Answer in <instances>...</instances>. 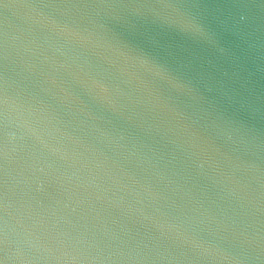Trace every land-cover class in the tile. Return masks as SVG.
Returning a JSON list of instances; mask_svg holds the SVG:
<instances>
[{
  "label": "clouds",
  "instance_id": "1",
  "mask_svg": "<svg viewBox=\"0 0 264 264\" xmlns=\"http://www.w3.org/2000/svg\"><path fill=\"white\" fill-rule=\"evenodd\" d=\"M22 7L15 31L0 35L6 170L18 152L26 186L62 196L66 182L85 180L103 158L116 179L96 173L93 183L126 221L114 239L131 264H264V129L253 122L264 115V27L248 7ZM25 195L41 213L53 205ZM82 243L13 222L6 208L0 264L99 258Z\"/></svg>",
  "mask_w": 264,
  "mask_h": 264
},
{
  "label": "water",
  "instance_id": "2",
  "mask_svg": "<svg viewBox=\"0 0 264 264\" xmlns=\"http://www.w3.org/2000/svg\"><path fill=\"white\" fill-rule=\"evenodd\" d=\"M33 2L35 0H0V35L5 29L14 32L18 17L24 11L22 6ZM89 2H97V0H89ZM109 2L131 3L137 0H109ZM199 2L212 3L214 0H199ZM228 2L246 5L252 22L264 27V0H228ZM253 122L258 128L264 129V115L257 117ZM96 173L116 179L109 163L98 157L95 160L93 173L83 181L74 179L66 182L62 196L51 186L48 189L50 195L36 194L26 186L30 173L25 168V162L20 159V154L13 152L6 170L2 145H0V229L7 208L13 222L23 218L28 223L36 222L37 227L46 229L55 227L68 235L79 236L83 240L82 245L79 246H90L93 251H98L99 255L96 260L80 261L66 258L52 261L51 264H131L130 261L120 258L121 248L114 239V235L123 238L122 229L126 221L96 190L93 183ZM106 186L110 187L107 184ZM26 192L35 196V199L44 205H53L41 213L35 205L28 206ZM107 194L112 195V192L109 191ZM56 199H60V203L54 204ZM109 253L112 255L109 256Z\"/></svg>",
  "mask_w": 264,
  "mask_h": 264
}]
</instances>
